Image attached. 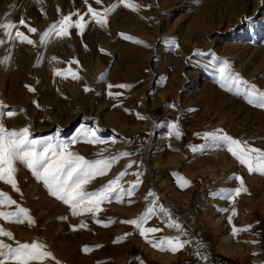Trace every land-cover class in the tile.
Wrapping results in <instances>:
<instances>
[{
    "label": "rangeland",
    "instance_id": "374dc122",
    "mask_svg": "<svg viewBox=\"0 0 264 264\" xmlns=\"http://www.w3.org/2000/svg\"><path fill=\"white\" fill-rule=\"evenodd\" d=\"M89 6L101 17L114 10L98 23ZM69 14L73 23L84 17L83 30L53 32L41 42ZM9 22L17 27L11 36L0 28V121L9 130L28 128L37 153L51 145L107 161L105 173L83 185L86 193H100L125 174L99 209L80 205L73 215L16 161V188L0 181V192L16 203L0 211L26 209L33 223L22 213L23 222L0 218V228L13 234L0 240L43 244L53 254L43 264H123L134 257L150 264H264V174L250 173L229 150L237 140L264 151V108L249 103L251 85L264 92V0H0V23ZM17 30L34 43L15 39ZM225 61L246 84L221 80ZM241 182L247 191L237 195ZM143 216L142 228L125 223ZM148 228L160 231L146 239L140 232ZM165 237H179L184 247H153Z\"/></svg>",
    "mask_w": 264,
    "mask_h": 264
},
{
    "label": "snow or ice",
    "instance_id": "6c2138e0",
    "mask_svg": "<svg viewBox=\"0 0 264 264\" xmlns=\"http://www.w3.org/2000/svg\"><path fill=\"white\" fill-rule=\"evenodd\" d=\"M95 2L99 4L101 0H95ZM121 2H125V0H121ZM125 6L130 7L133 10L139 7L131 2L125 3ZM112 10L114 9H105L104 16L101 17L94 8L91 6L88 7V12L92 13L93 19H95L98 23H105L107 14ZM71 15L73 14L64 16L58 24L52 25L51 28L44 33L41 42H43V39L50 36L53 32H55L58 36L64 37L69 35L68 29L71 27H77L83 30L85 25L80 21H82L84 17L81 16L79 21L73 23L71 22ZM75 15H79V13H75ZM19 24L28 27L29 32H36V29L28 26L23 19L19 21ZM16 27L17 25L15 23H0V28L6 29L9 36H11V30ZM14 38L28 44L34 43L33 40L18 30L15 32ZM126 38L132 39L131 37ZM0 43H3V41L0 40ZM219 71L221 80L231 79L236 85L247 83L246 81L241 80L238 74L229 72V65L227 61L223 63ZM57 74L59 75L61 73L58 72ZM72 78L76 79L78 77L73 74ZM109 87L111 88L114 86L109 85ZM115 87L125 88L128 86L116 85ZM85 90L87 91L88 89ZM251 94L255 97V101L253 99H249V103L255 102L257 106L264 108V92L258 91L255 85H251ZM2 106L3 105L0 104V107ZM7 115L11 117L14 113L9 112ZM172 128L175 130V134L179 136L180 132L178 130V126L173 124ZM224 139L231 140V138L227 136H225ZM37 143V141L29 139L28 128H24L19 131L9 130L4 126L3 122L0 121V181L10 184L13 188H16V181L14 179L16 168L14 165L16 161H22L33 171L38 179H42L44 181L52 195L72 207L73 215L78 214L76 209L80 205H84L86 210L90 212L93 211V209H99V205L103 202V200L108 198L106 193L108 191H115L113 186L117 185V181L120 176L125 174L121 173L120 176L111 181L109 185L106 186V189L102 190L100 193H86L83 191V185L88 183L95 175H103L108 167V162L100 160L89 162L86 161L84 157L72 153L64 155L62 152L53 149L51 145H46L42 152L37 153L35 151V145ZM231 144L234 147L229 150L239 159L241 164L248 166L250 173L259 171L261 174H264V151L258 148L247 147L243 144V142L237 140H231ZM50 152L52 153L51 155H49ZM101 165H103V167H100ZM185 183H188V181H185ZM135 187L136 185L134 184L132 188L127 191V194L132 195ZM242 190L245 192L247 191L246 188H243V183L241 182V188H237L235 193L238 195ZM150 195L155 194L150 193ZM93 197L96 199H92ZM86 199L88 200V203L84 204ZM5 203L12 205L15 204L16 201L12 200L6 193L0 192V205ZM148 212L151 213L152 209L149 208ZM21 213L28 218L29 223H33L31 217L28 216L27 210L23 208L18 209L17 212L0 211V218H3L8 222H23L19 220ZM235 214L236 213L233 211V215ZM146 220L147 216H143L138 220L125 221V223L134 224L137 228H142V225ZM81 227H86V225L82 224ZM169 227L178 228L179 225L170 224ZM242 230L246 231L247 228ZM158 231H160V229L148 228L142 229L140 234L145 236L146 232L156 233ZM235 231L237 230L234 229V232ZM0 236L13 238V234L5 231L3 228H0ZM145 238L147 239V236H145ZM149 242L151 243V241ZM158 245L161 250H165V245H167L168 249L172 252H176L184 247V243L179 237H165L159 240L158 243H153V247H157ZM84 250L88 251L87 248ZM47 258H53V254L50 251L45 250V246L43 244L36 242L17 243L16 246H13L5 243L3 240H0V264H36V262L43 264V261ZM57 264H60V262L57 261Z\"/></svg>",
    "mask_w": 264,
    "mask_h": 264
},
{
    "label": "built area",
    "instance_id": "2783aa9c",
    "mask_svg": "<svg viewBox=\"0 0 264 264\" xmlns=\"http://www.w3.org/2000/svg\"><path fill=\"white\" fill-rule=\"evenodd\" d=\"M123 264H150V263H148V262L142 260V259L139 258V257H134V258H132L131 260H129V261L123 263Z\"/></svg>",
    "mask_w": 264,
    "mask_h": 264
},
{
    "label": "bare ground",
    "instance_id": "6f19581e",
    "mask_svg": "<svg viewBox=\"0 0 264 264\" xmlns=\"http://www.w3.org/2000/svg\"><path fill=\"white\" fill-rule=\"evenodd\" d=\"M127 218H128V216H127Z\"/></svg>",
    "mask_w": 264,
    "mask_h": 264
}]
</instances>
